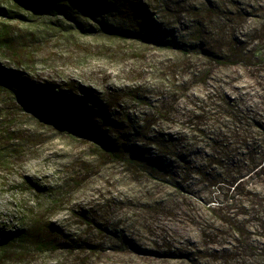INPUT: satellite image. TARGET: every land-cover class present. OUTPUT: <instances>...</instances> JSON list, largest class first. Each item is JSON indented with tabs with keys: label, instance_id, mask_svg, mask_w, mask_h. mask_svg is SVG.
I'll return each mask as SVG.
<instances>
[{
	"label": "trees",
	"instance_id": "obj_1",
	"mask_svg": "<svg viewBox=\"0 0 264 264\" xmlns=\"http://www.w3.org/2000/svg\"><path fill=\"white\" fill-rule=\"evenodd\" d=\"M117 42L171 53L167 87L123 94L80 77L39 79L49 43L75 51L82 70L78 51ZM178 74L179 95L170 89ZM240 74L250 88L231 94ZM27 116L85 140L127 175L89 195L77 166L61 183H33L49 205L81 196L60 220L43 209L2 231L1 253H51L58 264H264L247 236L246 200L264 171V0H0L1 161L24 140L12 134L33 135L21 129Z\"/></svg>",
	"mask_w": 264,
	"mask_h": 264
},
{
	"label": "rangeland",
	"instance_id": "obj_2",
	"mask_svg": "<svg viewBox=\"0 0 264 264\" xmlns=\"http://www.w3.org/2000/svg\"><path fill=\"white\" fill-rule=\"evenodd\" d=\"M73 50L76 48L73 47ZM42 52L37 66L39 79L58 83L61 81L57 78L58 75L69 81L80 77L81 81L97 90L121 89L123 94L156 91L167 87V65L172 56L168 51L141 43L117 42L102 48L94 45L90 50L76 53L78 58L85 57V66L81 70L73 63L75 51L70 53L62 50L56 43H49ZM170 79L173 80L170 89L179 95V74ZM250 82L246 75H237L233 86L228 85L227 90L234 94V87L250 88ZM183 112L178 111L176 120L179 122L182 121ZM22 123L25 124L21 129L27 128L33 131V135L29 136L20 131L12 134L22 136L24 140L10 143L13 146L7 147V155L0 160V242L3 241L2 231L18 228L36 217L40 219L36 213H43V209H46L45 213L53 215L51 219L60 220L72 202L81 196V193L72 191L68 196H63L62 200L59 199V204L49 205L42 189L34 190V184L47 188L55 182L61 183L62 179L71 174V169L77 166L83 173L80 181L89 191L86 193L89 195L97 190L104 193L110 188L108 185L116 184L123 175H127L120 162L103 163L98 156H92L91 146L85 140L62 133L45 120L27 116ZM162 126L172 127L168 123H163ZM186 186L198 197L204 194L203 184L195 176L186 181ZM249 187L252 192L246 197L250 210L247 217V236L255 248L264 251V171L250 179ZM260 201H263L261 214L257 213ZM211 204L216 205V202ZM181 234L185 232L182 231ZM190 234L194 235L193 232ZM1 251L0 249V264H58L51 253L38 256L33 250Z\"/></svg>",
	"mask_w": 264,
	"mask_h": 264
}]
</instances>
